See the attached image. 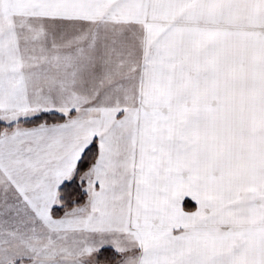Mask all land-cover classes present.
I'll return each instance as SVG.
<instances>
[{
	"label": "snow or ice",
	"instance_id": "6c2138e0",
	"mask_svg": "<svg viewBox=\"0 0 264 264\" xmlns=\"http://www.w3.org/2000/svg\"><path fill=\"white\" fill-rule=\"evenodd\" d=\"M0 264H264V0H0Z\"/></svg>",
	"mask_w": 264,
	"mask_h": 264
}]
</instances>
